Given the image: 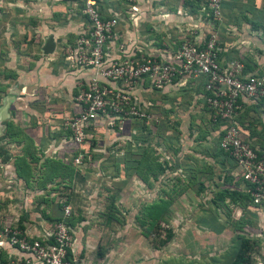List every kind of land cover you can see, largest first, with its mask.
Wrapping results in <instances>:
<instances>
[{"label":"built area","instance_id":"1","mask_svg":"<svg viewBox=\"0 0 264 264\" xmlns=\"http://www.w3.org/2000/svg\"><path fill=\"white\" fill-rule=\"evenodd\" d=\"M58 1L68 32L53 37V50L46 57L74 75L73 89L68 113L57 128L60 136L43 153L62 157L80 175H106L107 169H98L85 152L88 140L128 141L138 124L152 128L158 123L152 103L156 96L199 88L209 120L219 124L217 147L233 163L232 175L249 197L246 212L264 218V155H257L235 123L243 104H264V70H247L244 54L220 59L214 31L191 29L181 39L170 36L164 42L148 38L140 22L139 7L145 0ZM183 1L190 14L194 9L198 22L211 30L219 24L222 0ZM103 148L94 151L104 153ZM4 175L6 182H17L13 169ZM32 199L26 198L24 205L34 214L40 207L36 224L19 229V218L0 220V264H87L68 224L71 205L56 200L43 210L44 203Z\"/></svg>","mask_w":264,"mask_h":264},{"label":"rangeland","instance_id":"2","mask_svg":"<svg viewBox=\"0 0 264 264\" xmlns=\"http://www.w3.org/2000/svg\"><path fill=\"white\" fill-rule=\"evenodd\" d=\"M9 12L12 14L10 22L0 24V40H4L5 44L0 41V94L17 83L19 77L27 75L28 79L36 69L50 72L45 56L39 55L43 62H38V58L30 54L32 34L27 35L24 31L21 37L17 36V19L12 11ZM52 17L59 22L58 15L53 14ZM28 22L30 20L26 19L24 24ZM28 90L21 95L25 115L32 111L27 102L32 106L39 103L35 107L37 112L33 111L39 115L44 105L50 104L53 99H64L62 94L49 96L46 92L38 91L33 101ZM175 95L180 98L164 100L161 104L164 121L160 129V142H151L155 147L154 153L142 159L136 172L123 169V161L119 160L115 175L107 164L100 166L109 169L106 170L108 175L95 179L87 176L68 179L67 175H63L69 186L61 191L60 197L68 200L77 217L76 223L82 237H77L75 246L82 248L80 257L85 258L84 263L228 264L236 248L237 237L242 232L257 242L252 247L248 264H264V218L261 216L258 220L248 214L243 216L241 210L229 203L225 189L232 186V181L224 174V169L230 166L216 150L214 125L198 101L188 97L187 93ZM36 126V123L20 118L13 120L11 128L2 132L0 172L1 169H14V157L20 161V169L25 167L24 160L34 152L31 144L36 143L34 139L37 134L44 137L43 131ZM260 133V137L264 138V126ZM156 142L159 144L155 145ZM204 143L207 144L203 146ZM103 144L107 146V143ZM102 150L105 151L104 148ZM154 160L161 164V168L156 169L151 165L150 161ZM143 169L147 170L146 173ZM2 182L0 177V192L4 188ZM73 182L81 188L80 191L74 190ZM9 189H14L12 183ZM27 190L28 194L15 189L6 196H3L6 192L0 196V220L10 215L6 211V204L10 202L16 203L15 210L22 220H30L41 212L38 207L36 214H32V210L28 213L27 206H22L26 198H33L36 204L43 202L44 210L49 206V202L44 201L58 198L60 192ZM35 195L38 198H34ZM218 196H225V199L219 200ZM159 201H169L167 213L156 224L150 225L145 209ZM237 224L242 226V230L235 229ZM168 230L172 238L169 244L160 249L159 244Z\"/></svg>","mask_w":264,"mask_h":264},{"label":"crops","instance_id":"3","mask_svg":"<svg viewBox=\"0 0 264 264\" xmlns=\"http://www.w3.org/2000/svg\"><path fill=\"white\" fill-rule=\"evenodd\" d=\"M185 5L183 0H145L139 7L141 12L140 22L143 30L147 34L149 33L148 35L150 36L148 38H155L160 42H164L170 36L181 39L191 29L199 30L202 33L214 31L220 42V59L225 60L227 57L244 54L246 59L252 64L251 70L262 74L264 70V0H222L221 19L213 30L209 29V26L198 22L196 19L197 15L193 12L194 9L191 8L192 14H190V9ZM9 11H12L16 16L15 19H17L15 20L17 36L21 37L24 31L27 32V35L32 34L30 54L36 56L38 58L36 61L38 62L42 61L39 55L48 58L45 61L48 64L47 67L50 72H47V69H42V71L36 69L37 71L32 72L28 79L27 75L23 78L19 77L17 83L15 82L8 88L6 87L7 90L0 94V135L4 131L6 123L23 118L32 123H36V128L43 131L44 137L41 134H37L34 142L37 145H42L44 147L43 150H45L49 146V143L54 141L52 136L54 137L53 133H56L58 130L57 128L61 117L66 116L68 113L70 107L69 97L72 93L73 83L70 73L66 72L62 63L60 61H54L51 56L46 57L47 55H43L41 53V47L48 36L55 37L58 34L66 33L68 32V28L62 26L61 20L59 22L53 20L54 18L52 16L54 13L59 16V19L61 18L58 12L62 11V6L58 0H13L12 3L7 0H0V24L10 22V15L12 14ZM26 19L30 20L27 25L24 24ZM32 20L35 22L32 23ZM13 39H16V37ZM1 42L5 45L4 40ZM65 74L68 75L66 76ZM1 85L3 86L4 84L1 83ZM24 85H27V87L24 88ZM27 88L30 90V97L32 99H34L35 93H38V91L46 92L49 96L62 94L64 99L62 100L61 97L53 99V102L44 105V110L39 115H36L37 108H35L39 103L32 106L31 103L27 102L32 113L30 112V114L25 115L23 111L25 103L21 95L24 94V90ZM197 89L192 86H187L181 92L187 93L188 97L194 98L202 105V100L199 94L197 95L196 93ZM176 93L178 92L164 91L161 95L162 98L170 97L177 100L179 97L175 96ZM33 111L36 112L33 113ZM19 115L21 116L20 118ZM248 122L251 125L248 131H244L246 140L252 143L256 150L264 153V138L260 137L262 136L260 130L264 126V104L257 105L254 108L253 106L249 107L243 104L239 113L238 123L241 127H245L248 125ZM214 133L216 135V131ZM206 144L204 143L203 146ZM229 168H225L224 172ZM7 170L4 169L0 172V177L3 179L2 187H4L0 192V196L4 192L6 193L3 196H6V194H9V192L15 189L25 193L23 187L17 182H12V185H14L13 190L9 189L11 183L6 182L8 180H6L7 177L4 175ZM74 190L80 191L81 188L76 187ZM22 203L23 208H25L24 201ZM15 204L12 202L6 204V211L10 212V215L1 218V220L7 218L10 220L20 219L21 215L15 210ZM26 211L31 213L29 209ZM20 221L22 226L25 225L24 227L37 223L34 216L30 220L24 219ZM73 229L76 236H79L81 239L82 236L80 234L82 235V232H80L81 230H79L78 224L74 225Z\"/></svg>","mask_w":264,"mask_h":264},{"label":"trees","instance_id":"4","mask_svg":"<svg viewBox=\"0 0 264 264\" xmlns=\"http://www.w3.org/2000/svg\"><path fill=\"white\" fill-rule=\"evenodd\" d=\"M250 64L251 63L248 60H246L245 68L247 70H251ZM70 77H72L71 79L73 80L74 75L70 73ZM182 90H185V88H182L180 92ZM180 92L176 94L179 95ZM196 93L197 95L199 94V96L203 95L202 91L199 90V88L197 89ZM164 99H166L167 101L168 99H172V98L170 97L162 98V95H160L159 97L156 96L154 99H152V103L155 106V109L157 111L158 123L152 128L138 124V130L136 131L134 135H131L130 140L113 141L111 143H108L107 146H104L103 144L104 142H97L94 140H90L89 142L88 140V145L85 147L86 149L85 152L91 155L92 163H95L96 166H98V169H105V168H102L100 165L107 164L109 169H111L112 174L115 175L116 169L118 167L117 163L119 160H122L123 169H127L130 172L132 171L136 172L137 165H139L142 162V159L149 157L150 155L151 156L153 155L154 153L153 150L155 149V147L154 145H151V142H153V140H158L160 142V139L162 136L160 129L162 128V123L164 121L161 104L164 102ZM201 106L205 108L203 101H202ZM254 107L256 106H253V108ZM207 116H208V113H207ZM238 117H239V114L235 119V123L239 131L244 136L246 135L244 131L246 130L248 131L250 127V123L248 122L247 123L248 125H246L245 127L243 126L241 127L238 123ZM208 120H209V116H208ZM11 123L12 121H9L8 123H6L4 130L6 128H11ZM212 125H214V130L216 131L215 138L217 140V136L220 135V132L218 130L219 124L212 123ZM53 134H54V137L52 136V139L54 140L60 136L59 133L54 132ZM244 138L246 139L245 136ZM159 142H156L155 145L159 144ZM250 144L252 145V143ZM102 146H104V149H105L104 153L102 151L99 153L98 151H94V149L95 150L100 149ZM31 147L33 148L34 152L33 153L31 152V154H29L30 157L25 158L24 163H23L25 167L23 169H20V166H19L20 161L16 157L13 158L12 167L14 168L13 172L15 174V178L17 179V182H20L21 184L20 186L23 187L24 191H27V189L29 188H32L33 191L44 189L48 193L49 192L57 193V191L58 192L60 191L58 198L57 197L54 199L51 198L48 201H44V202L48 203V202H53L56 200L57 201L63 200L64 203L69 204L66 198L64 199L60 197L61 191L64 189H67L68 188L67 186H69L66 183L63 175H67L69 177L68 179H70L71 177H84V176L76 172L69 162L65 163L62 160V157L61 158L58 157L56 159V158L49 157L48 154L43 153V148H42L43 146H38L36 143H34V144H31ZM216 150L223 156L225 160H227V163L230 166V168L226 169L224 172V174H226V176L230 178V180L232 181V186L228 189H225V192L227 194L226 198L228 199L229 203H231V205L236 206L237 209L241 210L244 216L245 214H247L246 210L249 207V204H248L249 197L239 187L240 179L232 175V170L234 169V165L231 162V160L227 158L225 154H223L218 149L217 144H216ZM256 153L257 155H264V153H261L259 150H256ZM150 163L152 166H155L156 169H159V167L161 168V164H159L158 161L154 160V161H150ZM143 170H145L144 172L146 173L147 170L146 169H143ZM121 173H123V171ZM72 185L74 186V188H76V184L74 185V182ZM218 197H219L218 199L221 200L225 196H221V197L218 196ZM34 198H38V196H35ZM32 202L35 203L36 201L32 199ZM169 204H170L169 201H159L158 203H154L145 209V216L147 217L150 225L156 224L158 221H160L163 218V215L167 213ZM59 207L60 205H58V208ZM248 215L252 216V214L250 213ZM253 219H255V217H253ZM20 220H22L21 217L18 220L17 225L19 229H22ZM76 220H77V217L75 214H73V208H72V214L68 222L69 226L73 228L74 225L77 224ZM243 221L247 223V220H243ZM239 224H241V222ZM239 224H237L238 226H236L235 228L236 230H239L242 228V226L239 227ZM171 238H172V233L170 230H168L166 232L164 240L161 241L159 244L160 249H162L164 246L169 244ZM255 244H257L256 241H253L252 238H249L246 234L243 235L241 232V234H239V236L237 237V245L232 255V258L228 264H248L250 262V252L252 250V247ZM81 254H82V251H81Z\"/></svg>","mask_w":264,"mask_h":264},{"label":"water","instance_id":"5","mask_svg":"<svg viewBox=\"0 0 264 264\" xmlns=\"http://www.w3.org/2000/svg\"><path fill=\"white\" fill-rule=\"evenodd\" d=\"M54 47L53 37L48 36V38L44 41L43 46L41 47V53L43 55L51 54Z\"/></svg>","mask_w":264,"mask_h":264}]
</instances>
